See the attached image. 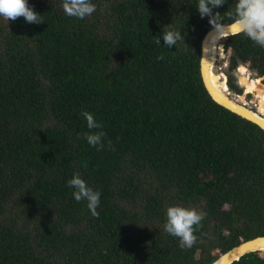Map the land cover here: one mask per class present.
I'll return each instance as SVG.
<instances>
[{"label": "trees", "instance_id": "1", "mask_svg": "<svg viewBox=\"0 0 264 264\" xmlns=\"http://www.w3.org/2000/svg\"><path fill=\"white\" fill-rule=\"evenodd\" d=\"M92 3L85 19L62 0H28L41 24L0 18V264H210L264 236V130L207 92L201 41L213 26L198 0ZM234 7L214 13L231 23ZM168 24L184 37L172 48L155 42ZM224 42L228 84L243 94L231 75L247 63L264 75V48L242 33ZM83 111L103 128L89 130ZM100 130L115 151L83 138ZM76 172L101 193L98 218L72 195ZM175 205L206 213L191 248L164 231Z\"/></svg>", "mask_w": 264, "mask_h": 264}, {"label": "clouds", "instance_id": "2", "mask_svg": "<svg viewBox=\"0 0 264 264\" xmlns=\"http://www.w3.org/2000/svg\"><path fill=\"white\" fill-rule=\"evenodd\" d=\"M226 2L227 0H198L196 10L200 17H208L209 24L217 33L223 28V15L219 12L214 13V9L223 6ZM62 8L67 16L77 19H85L96 11V5L92 3V0H62ZM227 15L233 21L230 27L235 28L236 34L242 33L256 45L264 48V0H235L234 9L227 12ZM20 17H23L28 24L44 23L42 15L28 4V0H0V18L7 22H14ZM161 36L163 46L166 48L175 47L179 41L184 39L181 32L171 29L169 24L164 26L160 36L156 39L155 42L158 45H161ZM157 59H163V56H158ZM226 63L229 65V59ZM243 89L245 90V88ZM239 95L242 96V94ZM249 100H252V96ZM81 115L85 118L89 130L103 128V125L95 120L93 114L83 111ZM105 136L106 133L100 130L86 132L83 138L98 151H103L105 147L115 151L111 140L107 141V145H105ZM67 184L73 189L74 199L77 202L86 201L91 215L98 218L97 208L100 204L101 193L89 187L79 172L74 173ZM205 216V212L197 211L195 208H186L180 205L170 206L166 210L164 231L178 238L181 249L191 248L197 239L194 233L201 226Z\"/></svg>", "mask_w": 264, "mask_h": 264}, {"label": "water", "instance_id": "3", "mask_svg": "<svg viewBox=\"0 0 264 264\" xmlns=\"http://www.w3.org/2000/svg\"><path fill=\"white\" fill-rule=\"evenodd\" d=\"M233 24L224 23L223 28L219 33L212 27L209 29L201 41V55H200V72L203 84L212 97L221 106L231 110L232 112L256 123L264 130V113L258 109L259 97L251 92L252 100L246 104L244 99L236 98L241 95L236 94L229 86L226 77H219L216 73V68L220 66L221 57L213 59L211 46L215 41L216 46L223 44L226 37L235 35L236 30L230 27ZM217 39V40H216ZM217 41V42H216ZM230 50V49H229ZM231 55V50L227 56V60ZM247 66L249 63L246 64ZM238 84L241 88H245L246 84L241 77L239 68L235 71ZM260 78H264L261 76ZM258 252L261 258H264V236H256L251 239L242 240L237 245L220 253L219 256L210 264H232L239 260L242 256L251 252Z\"/></svg>", "mask_w": 264, "mask_h": 264}, {"label": "bare ground", "instance_id": "4", "mask_svg": "<svg viewBox=\"0 0 264 264\" xmlns=\"http://www.w3.org/2000/svg\"><path fill=\"white\" fill-rule=\"evenodd\" d=\"M217 40V39H216ZM217 42V41H216ZM214 44H212V46H211V51H212V57H213V59L215 60V59H218V57H221V60L223 59V61L222 62H225L226 61V55H225V53H224V49L223 48H221L220 47V45L219 46H216V43H215V41L213 42ZM220 60V61H221ZM225 60V61H224ZM242 68H245L246 70H247V68L246 67H244V66H240L239 67V71H240V69H242ZM216 70V69H215ZM248 71V70H247ZM240 73H241V71H240ZM248 73V72H247ZM219 75V77H224L225 75L224 74H222V73H220V74H218ZM241 76L242 77H248V74H241ZM252 80L251 81H253L254 83H256L257 82V84H255V85H253L250 89H246V87H245V91L246 92H252L254 95H257V92L258 91H260V90H264V78L262 79V78H260V77H255V78H251ZM250 80V79H249ZM259 81V82H258ZM258 109H259V107H258Z\"/></svg>", "mask_w": 264, "mask_h": 264}, {"label": "rangeland", "instance_id": "5", "mask_svg": "<svg viewBox=\"0 0 264 264\" xmlns=\"http://www.w3.org/2000/svg\"><path fill=\"white\" fill-rule=\"evenodd\" d=\"M223 44V46H224V48H225V50H227L228 48L224 45V43L225 42H222ZM227 51H229V50H227ZM225 61V60H224ZM222 62V61H221ZM227 62V60L225 61V62H223V63H220V68H221V71L223 72L222 74H225V71H226V69L228 68V64L226 63ZM243 65H245L246 67H247V69H248V71H246V72H248V73H246V74H248V76L249 77H251V78H255V77H263V75H258L257 76V73L255 72V71H253L252 69H250L249 68V66H247L246 64H243ZM238 69V68H237ZM225 76H226V79L228 80L229 78H228V75L227 74H225ZM231 78L232 79H236V81H237V78H236V75H235V72H233V74L231 75ZM264 81V80H263ZM246 90V89H245ZM244 90V92H243V94H242V96L241 97H236V98H243L244 100H246V101H249V99L247 98V93H251V92H246ZM236 93V92H235ZM236 94H238V93H236ZM252 95V94H251Z\"/></svg>", "mask_w": 264, "mask_h": 264}, {"label": "built area", "instance_id": "6", "mask_svg": "<svg viewBox=\"0 0 264 264\" xmlns=\"http://www.w3.org/2000/svg\"><path fill=\"white\" fill-rule=\"evenodd\" d=\"M249 102H250V100H249V101H246V100H245V103H246V104H249Z\"/></svg>", "mask_w": 264, "mask_h": 264}]
</instances>
